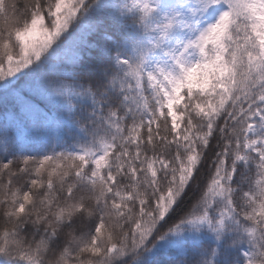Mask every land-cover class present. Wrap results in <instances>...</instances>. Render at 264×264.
Listing matches in <instances>:
<instances>
[{"label": "snow or ice", "instance_id": "snow-or-ice-1", "mask_svg": "<svg viewBox=\"0 0 264 264\" xmlns=\"http://www.w3.org/2000/svg\"><path fill=\"white\" fill-rule=\"evenodd\" d=\"M0 264H264V0H0Z\"/></svg>", "mask_w": 264, "mask_h": 264}]
</instances>
